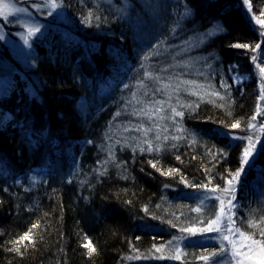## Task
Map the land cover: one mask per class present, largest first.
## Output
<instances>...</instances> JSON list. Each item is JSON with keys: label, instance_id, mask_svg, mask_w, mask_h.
Returning <instances> with one entry per match:
<instances>
[{"label": "trees", "instance_id": "obj_1", "mask_svg": "<svg viewBox=\"0 0 264 264\" xmlns=\"http://www.w3.org/2000/svg\"><path fill=\"white\" fill-rule=\"evenodd\" d=\"M59 1L68 24L40 21L27 66L0 49V264H210L220 246L184 229L242 167L235 227L261 239L264 149L242 151L264 142V0Z\"/></svg>", "mask_w": 264, "mask_h": 264}, {"label": "snow or ice", "instance_id": "obj_2", "mask_svg": "<svg viewBox=\"0 0 264 264\" xmlns=\"http://www.w3.org/2000/svg\"><path fill=\"white\" fill-rule=\"evenodd\" d=\"M245 2L247 3V0H245ZM49 3L52 8L59 7V5L55 2V0H49ZM0 8H2V10H0V16H5V17L6 15H13L14 13L25 11L24 9L16 8L14 5H11L9 3L0 5ZM258 23H264V21H258ZM37 32H39L38 28H30L28 30L27 36L24 37V43L28 44L29 38L31 36H34ZM236 47L246 48L248 47V45H236ZM257 47L259 48L260 46L257 45ZM261 72L264 73V69H261ZM188 83H192V82H188ZM216 95H218V93H216ZM160 111H162V109L157 108L155 112L151 114L142 112V113H136V115L144 114V115H148L149 118H151V116L156 115V113H159ZM172 111L175 114V116L183 115L182 112H177L174 108L172 109ZM253 119H255V117H253ZM239 127H240L239 121L231 125V128L233 129H236ZM248 127L252 128L253 125L249 123ZM262 127H264V125H262ZM147 131H148L147 129L144 130L145 135L147 134ZM214 133L218 136L230 137L232 139H243L242 137L233 136L231 133L224 132L219 129L214 130ZM165 139H167V137H165ZM175 139H178V137ZM247 139L249 143L242 151V165L249 164L251 162V158L254 156V153L264 149V142H262L260 146L258 147L257 143L252 142L251 136L247 137ZM145 143L149 144L148 151H152L153 148L151 146V143L148 141H145ZM141 150L143 151L144 149L141 148ZM155 150L159 151V148L157 147ZM177 159H179V157H177ZM243 170L244 169L242 167L241 169H238L235 173L232 174L231 179L226 178V187L222 190V192L225 195L232 194V199L227 200V205H225V200L221 199L220 197H217V199H220V211L217 213L215 218L212 220H209L207 222L206 227L204 228L184 229V231L189 232L191 234H197L198 232L199 233L217 232L220 234L218 237L221 240V246H220L219 251L210 253L209 255L199 257V259L206 261V262H210V264H217L215 258L220 253H226L229 251L228 247L225 246L224 241H227L228 244L231 246V258L228 264H264V228L260 229L259 234H260L261 239H256L254 238L253 234L246 233L242 231L240 228L235 227L236 222L233 219V216H234L233 209L237 207V205L234 203L235 201L234 193L236 192V187L233 181L239 180ZM212 191H215V189H212ZM197 210L199 211V209ZM225 220L227 221V228H225V225H224ZM261 221H264V217L261 218ZM248 226L251 228H256L259 226V222H255L250 219L248 221ZM33 227H36V225H33ZM225 231H227L229 234L225 235L224 234ZM26 239L27 240L31 239L28 233H25V235L22 236L20 238V241H18L17 243L23 242ZM84 246L89 249L90 254L92 252H95V248L92 246L91 241H89ZM176 251L178 254L174 257V259L179 260L181 258V256L179 255L180 249H177Z\"/></svg>", "mask_w": 264, "mask_h": 264}, {"label": "rangeland", "instance_id": "obj_3", "mask_svg": "<svg viewBox=\"0 0 264 264\" xmlns=\"http://www.w3.org/2000/svg\"><path fill=\"white\" fill-rule=\"evenodd\" d=\"M24 1L28 3H21ZM55 2L59 5V7L52 8L49 0H0V5L9 3L11 5H14L16 8L25 10L22 12L14 13L13 15H6V17L0 16L9 26H17V28L19 27L17 30H10L4 28L0 24V49L5 47L6 50L11 55H13L18 62L27 66L25 60L26 58H28L27 56L31 49L32 38L36 35H39L42 31L40 21L44 22V18H46L68 24L67 19H65L64 11L60 6V1L55 0ZM246 7H248V5ZM0 10H2V8H0ZM249 14L252 18H254L250 12ZM254 19H256L257 22L260 21L256 17ZM47 22L48 21L46 20V23ZM260 24L263 26L262 29L264 31V23ZM30 28H38L39 32H37L34 36H31L29 38V43L25 44L24 37L27 36L28 30ZM258 67L260 68V70L264 69V59H260ZM13 71L14 69L10 64V61L7 60V58H5V56H3L0 52V89L6 85ZM230 74L232 84H239L245 77V74H241V72L238 71L231 70ZM219 211L220 208H218L216 215ZM219 235L220 234L217 232H209L205 234L201 233L200 235L198 234L195 237V240L200 243L207 242L211 245L217 244L221 246V240L218 238ZM226 242L227 241H224V244L225 246L230 247L228 248L229 251L226 253H222L218 257V260L216 261L217 264H228L231 258V246L229 244L226 245Z\"/></svg>", "mask_w": 264, "mask_h": 264}]
</instances>
